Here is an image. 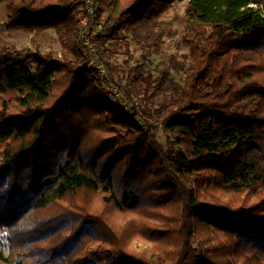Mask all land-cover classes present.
Here are the masks:
<instances>
[{
	"label": "trees",
	"instance_id": "16d2710c",
	"mask_svg": "<svg viewBox=\"0 0 264 264\" xmlns=\"http://www.w3.org/2000/svg\"><path fill=\"white\" fill-rule=\"evenodd\" d=\"M94 1L113 77L122 33L174 34V0ZM3 2L10 28L55 27L62 58L0 49V262L264 264V0L188 1L185 78L157 108L165 81L141 65L121 85L136 105L110 98L82 0Z\"/></svg>",
	"mask_w": 264,
	"mask_h": 264
},
{
	"label": "rangeland",
	"instance_id": "374dc122",
	"mask_svg": "<svg viewBox=\"0 0 264 264\" xmlns=\"http://www.w3.org/2000/svg\"><path fill=\"white\" fill-rule=\"evenodd\" d=\"M189 0H174L168 13L164 16V20L171 22L174 34L165 39V42L161 47L157 49L145 48L141 49L137 44L131 40V36L126 33H122V37L127 38L126 45L118 52L109 53L110 60L113 65L118 66L124 74L120 77L125 80L126 73L136 65H141L147 74L153 75L155 78H162L164 87L158 98L155 100L154 106L157 108L160 104L165 103L171 99L172 90L176 87V84H182L185 78L184 67L188 64L189 47L186 42L183 41L184 34L188 31L185 30L184 13L186 5ZM9 12L7 9V2L0 4V49L3 48H39L43 53L52 52L58 57L61 56V43L56 33L55 27H46L36 30L14 29L10 28L8 24ZM83 27L82 22H80ZM102 23V22H101ZM103 26V23H102ZM92 27V26H91ZM93 28V27H92ZM92 28L84 30V35L90 36L92 34ZM98 34H103V28ZM88 56L90 51L88 50ZM101 50L96 44V51L93 53L92 69H96L101 76V83L109 92L110 98L120 103L119 105H127L133 103L129 95H127L125 89L122 87L124 84L123 79L113 77L108 70L105 61L101 57ZM102 62L103 68L107 70L108 76L105 77L95 64ZM122 85V86H121ZM139 88V87H138ZM118 100V101H117ZM138 105L140 106V100ZM122 104V105H121ZM134 104V103H133ZM136 105V104H134ZM158 137L165 142L163 133L161 130L157 132ZM134 246L139 250H148L151 245L147 242L137 241ZM8 256L7 253L3 254ZM0 256L2 254L0 253ZM34 259L27 258L21 262H7L1 261L0 264H33Z\"/></svg>",
	"mask_w": 264,
	"mask_h": 264
},
{
	"label": "built area",
	"instance_id": "2783aa9c",
	"mask_svg": "<svg viewBox=\"0 0 264 264\" xmlns=\"http://www.w3.org/2000/svg\"><path fill=\"white\" fill-rule=\"evenodd\" d=\"M82 1L84 2V7H85V11H86V15L84 16V18L82 20L83 33H84V30L86 31L89 27L90 28L93 27L92 28V34L90 36L83 35V38H85V45L87 46L88 50L90 51V56L87 57V60H88L89 65L92 66L93 62H94L92 60V58L94 56L93 53L96 51V44L93 43V37L92 36L100 33V31L102 30L103 27H102V24L98 22L99 10H98L97 3L94 0H82ZM261 7H263V6H261ZM263 13H264V11H263ZM99 63H100L99 65L95 64V67H97V69H99V71L105 77H107L108 76L107 70H105L103 68L104 65L102 62H99Z\"/></svg>",
	"mask_w": 264,
	"mask_h": 264
}]
</instances>
